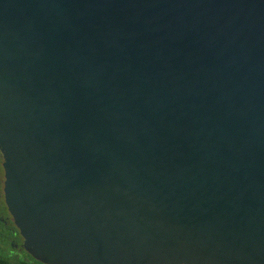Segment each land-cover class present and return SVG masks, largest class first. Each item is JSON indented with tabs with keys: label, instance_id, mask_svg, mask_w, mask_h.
I'll return each mask as SVG.
<instances>
[{
	"label": "water",
	"instance_id": "obj_1",
	"mask_svg": "<svg viewBox=\"0 0 264 264\" xmlns=\"http://www.w3.org/2000/svg\"><path fill=\"white\" fill-rule=\"evenodd\" d=\"M0 159L41 264H264V0H0Z\"/></svg>",
	"mask_w": 264,
	"mask_h": 264
},
{
	"label": "rangeland",
	"instance_id": "obj_2",
	"mask_svg": "<svg viewBox=\"0 0 264 264\" xmlns=\"http://www.w3.org/2000/svg\"><path fill=\"white\" fill-rule=\"evenodd\" d=\"M2 168H1V159H0V220L6 217L7 211L2 201ZM11 235V233H10ZM8 236V232L3 231V228L0 229V258L4 260L5 264H19L18 261H24L25 264H39L38 262L31 259L28 254L22 250L21 252H16L13 247L14 244L18 243L20 239L15 235H12L13 244L8 245V241L5 238ZM14 237V238H13ZM3 240V241H2ZM17 258V259H15Z\"/></svg>",
	"mask_w": 264,
	"mask_h": 264
},
{
	"label": "flooded vegetation",
	"instance_id": "obj_3",
	"mask_svg": "<svg viewBox=\"0 0 264 264\" xmlns=\"http://www.w3.org/2000/svg\"><path fill=\"white\" fill-rule=\"evenodd\" d=\"M0 221L2 222L3 231L8 232V236H6L7 237L6 240L8 241V245L11 246L13 244L12 243L13 240H12V237L11 236L12 235H15V237L17 236L18 239H20V237L16 234L15 228L13 227L12 222H11V220H10V218H9V216L7 214H6V217L3 218V219H1ZM10 233H11V235H10ZM13 247L15 248V251L16 252H21L23 250L21 248V239H20V241L18 243L14 244ZM15 259H17V258H15Z\"/></svg>",
	"mask_w": 264,
	"mask_h": 264
},
{
	"label": "trees",
	"instance_id": "obj_4",
	"mask_svg": "<svg viewBox=\"0 0 264 264\" xmlns=\"http://www.w3.org/2000/svg\"><path fill=\"white\" fill-rule=\"evenodd\" d=\"M2 228V222L0 221V229ZM13 228V227H12ZM13 230V229H12ZM13 232V231H12ZM5 238H7V237H5ZM3 241V240H2ZM29 256V255H28ZM30 257V256H29ZM31 258V257H30ZM31 259H33V258H31ZM34 261H36V260H34ZM36 262H38V261H36ZM18 263L19 264H25V262L24 261H18ZM39 263V262H38ZM0 264H5V262H4V260H2V258H0ZM39 264H41V263H39Z\"/></svg>",
	"mask_w": 264,
	"mask_h": 264
}]
</instances>
